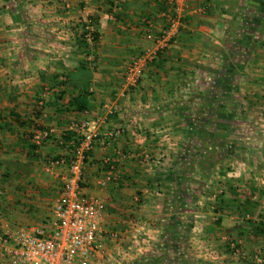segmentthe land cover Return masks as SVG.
Instances as JSON below:
<instances>
[{
  "label": "crops",
  "instance_id": "1",
  "mask_svg": "<svg viewBox=\"0 0 264 264\" xmlns=\"http://www.w3.org/2000/svg\"><path fill=\"white\" fill-rule=\"evenodd\" d=\"M225 1L186 0L173 45L127 87L168 0H0V233L6 222L54 228L71 160L61 139L90 119L102 135L122 130L84 165L82 190L105 202L91 264H253L235 249L264 245V45L236 72L222 39L254 0ZM41 126L52 136L36 146Z\"/></svg>",
  "mask_w": 264,
  "mask_h": 264
},
{
  "label": "built area",
  "instance_id": "2",
  "mask_svg": "<svg viewBox=\"0 0 264 264\" xmlns=\"http://www.w3.org/2000/svg\"><path fill=\"white\" fill-rule=\"evenodd\" d=\"M168 1L169 9L164 12L167 24L156 38L155 47L134 57L127 66V87L136 86L148 64L154 61L161 50L171 47L178 36L182 25V11L187 3L186 0ZM81 23L85 41L94 45L97 35L93 18L88 13L84 14ZM95 123L90 119H83L71 128L76 134L72 135L70 142L61 139V143L71 145L67 150L71 154V160L63 191L52 209L55 217L54 228L48 229L39 224L12 228L6 222L4 231L0 233V257L4 264H91L104 232L105 202L101 196L88 195L82 190L85 152L92 149L95 143L106 146L111 138L122 131L121 128L109 129L102 135L93 129ZM51 136L52 129L45 127L33 134V141L41 144ZM65 161L63 157L53 160L52 163ZM113 164L112 168L115 167ZM99 184L105 187L107 181L101 180ZM235 253L243 258L248 255L241 248H236ZM250 258L254 264H264V248L250 254Z\"/></svg>",
  "mask_w": 264,
  "mask_h": 264
},
{
  "label": "trees",
  "instance_id": "3",
  "mask_svg": "<svg viewBox=\"0 0 264 264\" xmlns=\"http://www.w3.org/2000/svg\"><path fill=\"white\" fill-rule=\"evenodd\" d=\"M235 1V0H234ZM238 1V0H237ZM226 3H232V0L225 1ZM238 8L241 6L237 3H235ZM182 22V18H181ZM264 38V0H254L252 6L244 9L241 7L238 13H235L234 17L230 20L228 27L226 29V35L222 39V44L224 47L226 46H232L235 50H237L238 56L235 58L236 62V72H241L244 69V62L247 61V56H249L256 47H260L261 45H264L261 39ZM162 51V50H161ZM247 55V56H246ZM229 67H227L228 69ZM235 70V69H234ZM228 71V70H227ZM236 75L235 72L232 70L225 72L224 78H230L232 79ZM214 92L211 91L210 95ZM206 109V105L204 106ZM200 111V110H199ZM196 113V111H195ZM192 114H189V118H193ZM194 116L196 114H193ZM190 127L196 125V121H192L189 123ZM199 126L202 124H198ZM45 127H40L39 129H43ZM201 130V129H200ZM203 130V128H202ZM193 132H196V130H193ZM76 132H70L66 135H63V140L65 142H70L72 135L75 136ZM33 139V137H32ZM37 146V144L35 143ZM34 146V148H36ZM68 148L71 147L67 146ZM91 150V149H90ZM90 150H87L85 152V160L84 163L87 161V156ZM83 186V183H82ZM264 225V220L262 221ZM237 243V242H236ZM258 250V249H257ZM257 250L253 252H248L249 254L247 257ZM246 257V258H247ZM243 258V257H242ZM253 260V259H252ZM254 263V261H253ZM131 264H142L141 262H133ZM144 264V263H143ZM149 264H153V262H150Z\"/></svg>",
  "mask_w": 264,
  "mask_h": 264
},
{
  "label": "rangeland",
  "instance_id": "4",
  "mask_svg": "<svg viewBox=\"0 0 264 264\" xmlns=\"http://www.w3.org/2000/svg\"><path fill=\"white\" fill-rule=\"evenodd\" d=\"M226 48H227V47H226ZM259 49H260V47L258 46V47H256V48L254 49V51L256 50V53L258 54V52H260ZM254 51H253V52H254ZM260 53H261V52H260ZM261 54H262V53H261ZM192 117H194L193 114H192ZM47 160H48V159H47ZM49 161L51 162V160H49ZM84 165H85V164H84ZM84 169H85V168L83 167V170H84ZM68 172H69V171H67L66 175L68 174ZM1 190H3V189H1ZM247 219H249V217H247ZM1 222H2V221H1ZM262 248H264V245H263V247H261V249H262ZM259 249H260V248H259ZM253 264H254V263H253Z\"/></svg>",
  "mask_w": 264,
  "mask_h": 264
}]
</instances>
